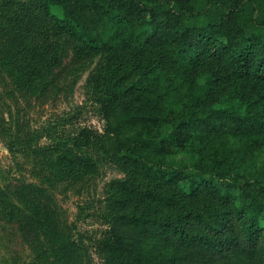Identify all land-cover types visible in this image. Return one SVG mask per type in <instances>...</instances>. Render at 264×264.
<instances>
[{
    "label": "trees",
    "instance_id": "1",
    "mask_svg": "<svg viewBox=\"0 0 264 264\" xmlns=\"http://www.w3.org/2000/svg\"><path fill=\"white\" fill-rule=\"evenodd\" d=\"M1 7L0 18L22 32L46 40L67 34L81 52L104 54V130L82 126L77 140L40 149L58 153L62 171L81 174L94 172L95 162L59 150L92 144L142 176L112 182L115 195L100 214L106 227L92 242L100 264L264 262V186L237 170L249 148L264 147V0H6ZM171 73L180 91L167 99ZM192 137L193 168L167 165ZM9 223L27 244L24 226L15 217ZM69 242L52 255L61 258Z\"/></svg>",
    "mask_w": 264,
    "mask_h": 264
},
{
    "label": "rangeland",
    "instance_id": "2",
    "mask_svg": "<svg viewBox=\"0 0 264 264\" xmlns=\"http://www.w3.org/2000/svg\"><path fill=\"white\" fill-rule=\"evenodd\" d=\"M5 1L0 0V13ZM79 46L67 34L46 40L40 33L22 32L0 18V264H59L61 258L65 264H100L102 257L92 242L106 227L100 214L106 198L115 195L112 182L142 179L133 178L131 168L92 144L80 150H59V154H80L95 162L94 172L81 174L62 171L56 166L58 153L41 151L54 141L77 140L82 126L104 130L98 99L107 76L105 57L81 52ZM35 49L37 55L25 64ZM52 54L58 57L55 63ZM168 81L175 88L163 98H178L179 78L171 73ZM9 144L14 148L9 149ZM196 146L197 138L192 137L184 148H174L165 163L193 168ZM237 170L264 186V147L249 148ZM11 217L26 229L27 244L9 223ZM63 239L71 242L57 258L51 250ZM217 264L264 262L237 257Z\"/></svg>",
    "mask_w": 264,
    "mask_h": 264
}]
</instances>
